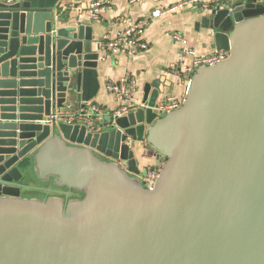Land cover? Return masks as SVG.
<instances>
[{
    "label": "water",
    "instance_id": "water-1",
    "mask_svg": "<svg viewBox=\"0 0 264 264\" xmlns=\"http://www.w3.org/2000/svg\"><path fill=\"white\" fill-rule=\"evenodd\" d=\"M70 1L0 0V264H264V5H199L195 28L229 55L197 67L170 112L146 83L142 106L91 126L47 122L101 87ZM139 145L165 159L153 188Z\"/></svg>",
    "mask_w": 264,
    "mask_h": 264
},
{
    "label": "crops",
    "instance_id": "crops-1",
    "mask_svg": "<svg viewBox=\"0 0 264 264\" xmlns=\"http://www.w3.org/2000/svg\"><path fill=\"white\" fill-rule=\"evenodd\" d=\"M182 1L184 0H80L78 7L75 8L76 1L73 0L64 5L63 20L81 21L92 26V34L103 54V61L100 62L98 69L101 87L93 99L102 113L105 110L112 111L116 106L115 97L108 90L107 83L117 81L125 75L136 78L135 101L138 103L143 102L146 83L160 85L162 88L160 98L185 96L187 75L177 71L184 41L197 55L211 53L215 49L211 48L213 40L208 31L204 28L199 30L195 28V23L200 19V14L195 12L196 7H185L157 18L152 17L154 9L168 8ZM94 2L102 4L97 18L93 17L89 9ZM135 24L142 26L139 38L148 45L146 49H140L134 54H112L103 47L106 40L116 38L120 32ZM188 61H191V58ZM93 104L89 105V108H92ZM86 110L93 113L88 107ZM156 156V153L145 148V145H139L137 148L141 168L153 165Z\"/></svg>",
    "mask_w": 264,
    "mask_h": 264
},
{
    "label": "built area",
    "instance_id": "built-area-1",
    "mask_svg": "<svg viewBox=\"0 0 264 264\" xmlns=\"http://www.w3.org/2000/svg\"><path fill=\"white\" fill-rule=\"evenodd\" d=\"M7 2H14L15 0H4ZM234 0H184L176 5L168 8H156L152 12V17L157 18L166 13L183 9L185 7L197 8L202 5L203 8H216L225 6L227 3ZM260 4L264 5V0H258ZM101 2H94L90 5L89 9L94 18H97ZM142 26L135 24L130 26L126 30L119 33L116 38L108 39L104 42V48L108 49L112 54L130 53L134 54L140 49H146L147 44L141 40ZM184 40V39H182ZM229 55L228 50L215 49L211 53L198 54L196 51L188 46L184 41V45L179 55V65L177 71L187 75L186 86L194 70L201 65H211L226 58ZM191 58V61H188ZM107 88L111 91L116 100L115 108L110 111L115 117L127 116L130 112L138 109L142 106V103L135 101V93L137 91L136 78L131 75H125L119 78L117 81H110L107 83ZM186 93V92H185ZM185 100L184 97L164 96L159 98L156 102L154 109L158 113L170 112L171 110L179 107ZM93 113L103 114L102 110L98 106L90 107ZM85 112V113H84ZM100 112V113H99ZM92 112L84 109L74 108L71 105H65L63 108H58L53 111L48 117L47 122L62 121L66 123H75L77 121H88L92 125L90 114ZM97 114V115H98ZM165 163V159L162 156H156L155 163L148 165L141 171L139 175L141 181L148 188H153L160 174V170ZM126 167V166H125Z\"/></svg>",
    "mask_w": 264,
    "mask_h": 264
},
{
    "label": "rangeland",
    "instance_id": "rangeland-1",
    "mask_svg": "<svg viewBox=\"0 0 264 264\" xmlns=\"http://www.w3.org/2000/svg\"><path fill=\"white\" fill-rule=\"evenodd\" d=\"M141 170H142V172L144 171V168L142 167L141 168ZM26 193V195H32L33 193H31V192H25Z\"/></svg>",
    "mask_w": 264,
    "mask_h": 264
}]
</instances>
